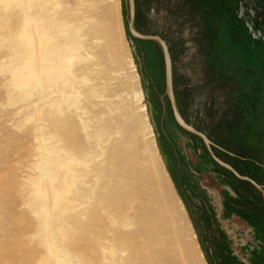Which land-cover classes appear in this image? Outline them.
I'll return each instance as SVG.
<instances>
[{
	"label": "rangeland",
	"instance_id": "374dc122",
	"mask_svg": "<svg viewBox=\"0 0 264 264\" xmlns=\"http://www.w3.org/2000/svg\"><path fill=\"white\" fill-rule=\"evenodd\" d=\"M62 1L59 9L47 6L39 16H58L76 25L74 6L70 0ZM100 7L111 11L108 3ZM18 9L15 6L12 16L0 19V34L18 31ZM120 10L121 58L117 64H103L102 77L114 86L104 94L124 97L132 92V83L118 75L119 69L128 68L130 53L154 132L152 140L142 117L137 154L123 178L125 208L134 232L141 230V224L151 230L152 238L143 232L145 243L161 264H264V37L255 41L254 30L236 12L233 0H135L133 30L160 37L168 47L179 115L207 137L217 158L248 181L217 163L203 139L177 123L160 44L130 32V0H120ZM4 55L5 49H0V57ZM73 72L83 77L77 66ZM98 76L88 74L87 81L78 80L70 89L79 91V112L86 121H99L102 115V106H90L85 96ZM7 79L9 75L0 69V264H51L29 253L35 247L24 239L31 215L20 209L26 201L21 189L28 174L35 173L31 156L35 142L26 132L40 121L48 135L51 121H60L61 115L36 95L11 92ZM59 98L58 91H51L47 101ZM124 105L132 107V102L126 100ZM84 182L94 185L90 176ZM86 200L78 199L73 211L86 206ZM67 234L71 251L83 264L89 263L96 252L94 227L75 225Z\"/></svg>",
	"mask_w": 264,
	"mask_h": 264
},
{
	"label": "bare ground",
	"instance_id": "6f19581e",
	"mask_svg": "<svg viewBox=\"0 0 264 264\" xmlns=\"http://www.w3.org/2000/svg\"><path fill=\"white\" fill-rule=\"evenodd\" d=\"M68 3L74 6L72 12L77 24L73 26L65 18L39 16V12L48 10L47 6L59 9L62 0H0V19L4 21L12 16L16 6L20 20L16 33L0 34V40L5 42L0 43V49H5V55L0 57V69L9 75L5 85L18 90L21 96L36 95L61 115L60 121H51L52 132L48 135L40 121H34L26 132L35 142L31 155L35 173L28 174L21 189L26 201L20 209L31 215L30 231L24 239L35 247L29 253L35 254L39 261L83 264L71 251L72 240L67 232L75 225L88 223L95 230L96 252L87 264H161L145 243L143 232L151 233L150 238L153 233L143 228L144 224L140 225L139 232H134L125 208L123 178L130 168V160L137 154L142 117L152 140L154 136L130 53L125 63L128 68L124 72L119 69L118 75L121 80L125 78L132 83V92L125 90L124 97L119 93L104 94L113 82L102 77L103 64H117L121 58L120 0H70ZM105 3L111 11L101 9L100 5ZM76 66L83 77L78 78L73 72ZM88 74L100 75L96 83L85 89L87 95L84 94L90 106H102L99 121H86L79 112L82 104L77 95L79 91L70 90L75 87L74 82L87 81ZM51 91H58L60 98L47 101ZM126 100L132 102V107L124 105ZM95 155L97 161L89 165ZM88 176L94 182L90 187L84 186ZM78 199H87L86 206L73 211ZM113 247L119 248L118 252Z\"/></svg>",
	"mask_w": 264,
	"mask_h": 264
},
{
	"label": "water",
	"instance_id": "95a60500",
	"mask_svg": "<svg viewBox=\"0 0 264 264\" xmlns=\"http://www.w3.org/2000/svg\"><path fill=\"white\" fill-rule=\"evenodd\" d=\"M233 1L235 2L236 12L238 14H241L244 16V20L247 22V24H249L250 27H252V24L254 23L255 27L258 28V25H259L258 23L260 20H262V22L264 23V0H233ZM130 4H131V19H130V23H129L130 32L135 37H138L141 39H151V40L157 41L160 44V46L164 52L165 61H166V71H167V77H168V90H169L171 104H172V108H173L177 123L183 129L188 131L189 133L200 136L203 139V141H204L209 153L211 154L212 158L217 163H219L220 165H222L226 169L230 170L238 178L250 181L248 178L240 176L231 166L227 165L226 163L221 161L219 158H217L212 151V143L207 139V137L204 134H202L201 132H199L196 129L192 128L191 126L187 125L183 121V119L179 115V113L176 109V106H175V99H174V94H173L171 59H170L168 47H167L165 41H163L160 37L144 36V35L138 34L137 32H135L133 30V23H134V18H135V0H130ZM256 186L258 188H261L259 185H256Z\"/></svg>",
	"mask_w": 264,
	"mask_h": 264
},
{
	"label": "flooded vegetation",
	"instance_id": "af4514ba",
	"mask_svg": "<svg viewBox=\"0 0 264 264\" xmlns=\"http://www.w3.org/2000/svg\"><path fill=\"white\" fill-rule=\"evenodd\" d=\"M243 18H244V16H243ZM258 24H259L258 28L255 27L254 23L252 24V27H251V29L254 30V34L257 38V39H255V41L256 40H258V41L263 40V37H264V23L262 22V20H260Z\"/></svg>",
	"mask_w": 264,
	"mask_h": 264
},
{
	"label": "trees",
	"instance_id": "16d2710c",
	"mask_svg": "<svg viewBox=\"0 0 264 264\" xmlns=\"http://www.w3.org/2000/svg\"><path fill=\"white\" fill-rule=\"evenodd\" d=\"M257 162H258V164H259V166L261 167V165H262V156L258 153V156H257ZM258 202L259 203H263L262 201H261V198H258ZM264 211V210H263Z\"/></svg>",
	"mask_w": 264,
	"mask_h": 264
}]
</instances>
